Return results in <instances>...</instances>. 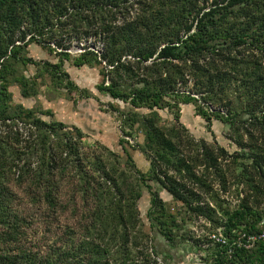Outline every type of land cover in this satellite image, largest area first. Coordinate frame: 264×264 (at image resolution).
Listing matches in <instances>:
<instances>
[{"label": "trees", "instance_id": "trees-1", "mask_svg": "<svg viewBox=\"0 0 264 264\" xmlns=\"http://www.w3.org/2000/svg\"><path fill=\"white\" fill-rule=\"evenodd\" d=\"M34 43L58 57L38 71L81 98L90 94L64 62L100 69L98 90L128 105L110 104L123 133L144 137L135 149L150 159L148 172L136 167L124 139L129 170L112 152L84 151L78 128L14 103L13 85L24 98L37 95L40 73L30 78L19 69L41 64L28 55ZM80 43L84 51L72 56ZM190 104L210 131L214 121L229 127L235 152L190 135L180 121L181 106ZM10 183L47 207L45 220L67 210L66 195L79 215V198L83 237L74 240L69 228L45 253L24 248L28 222L18 216ZM231 185L245 196L219 216L217 192ZM144 190L150 228L169 244H177L182 226L160 190L222 229L227 244L210 241L204 264H264V241L250 250L236 245L264 224V0H0V264H158L138 210Z\"/></svg>", "mask_w": 264, "mask_h": 264}, {"label": "rangeland", "instance_id": "rangeland-1", "mask_svg": "<svg viewBox=\"0 0 264 264\" xmlns=\"http://www.w3.org/2000/svg\"><path fill=\"white\" fill-rule=\"evenodd\" d=\"M82 44H75L69 50L72 56H77L81 52L80 46ZM28 55L34 60L42 61L37 67L33 65L27 67L19 66L20 72L30 78L38 76V73H40L38 70L45 65L44 63L56 64L58 62V57L55 53H49L47 49L37 43L29 46ZM64 70L68 72L71 80L81 90L88 91L90 94L89 98H81L76 91H70L66 87V82L64 85H59L53 80L50 73L43 71L39 75L37 95L31 98H24L18 86L13 85L9 88L14 103L34 109L36 114L47 122H61L69 127L78 128L84 135V151L105 152L104 154L112 152L118 156L117 158L121 161L122 168L129 170L126 168V165L128 166L127 160L120 145V140L124 139L126 141L125 147L129 150L136 167L144 173L148 172L151 166L150 159L145 152L135 149L136 144L144 145V137L140 133L138 135L133 133L135 137H126L123 133L122 119L117 112L110 108V104L118 105L123 111L128 110V105L115 101L98 90V85L101 82L100 69L89 66L79 68L73 66L72 62L65 61ZM139 112L145 114L148 110H139ZM159 114L164 121H169L173 118L167 110H161ZM180 121L195 140H205L209 143L217 141L221 147L230 153L237 150L236 146L228 138L229 127L219 121H214L210 131L207 129L206 121L196 115L194 105L181 106ZM67 180L70 179L68 178ZM10 185L12 192L16 195L15 206L18 216L28 222L24 225L25 233L21 242L24 248L28 247L45 253L55 240L68 232L69 228L75 230L76 236L74 240L77 241L78 238L83 237L84 229L82 224H79V216L84 210L79 198L76 201L79 205V215L74 216L72 213L73 201L70 200L71 195H66L63 197V203H67V210L58 211L57 215H55L58 218L57 221H54V216L51 217L52 219L45 220L44 215L47 207L43 203L37 204L36 200H31L26 186L16 183H10ZM213 188L218 191L217 189L220 187L216 184ZM243 190L242 186L231 185L227 192H217L219 201L212 204L217 209L219 216H222V210L233 211L237 208L240 198L245 196ZM160 196L166 202L168 210L176 216L182 227L178 232V240L175 245L169 244L159 233L151 230L147 216L151 197L149 192L144 190L143 197L138 202V210L144 225L143 229L147 234H150L149 247L152 245L159 253L156 257L158 264H204L205 259L211 255L209 250L211 246V243H209L211 241L210 236L212 234L223 235L222 229H214L212 224L203 217L190 215L181 203L173 200V197L168 192L160 190ZM49 220L54 221L51 233L46 232L47 225L51 222ZM260 227L264 229V224L261 223Z\"/></svg>", "mask_w": 264, "mask_h": 264}, {"label": "built area", "instance_id": "built-area-1", "mask_svg": "<svg viewBox=\"0 0 264 264\" xmlns=\"http://www.w3.org/2000/svg\"><path fill=\"white\" fill-rule=\"evenodd\" d=\"M80 47L82 49V46ZM98 49L101 50V46H99ZM83 51L84 50L82 49L80 53H82ZM210 240L211 242L218 243L221 245L227 244L226 238L221 234H212L210 236ZM262 241H264V229H262L257 233H243L241 238H239V241L236 243V245L238 247H243L245 249L250 250L254 248L258 242H262Z\"/></svg>", "mask_w": 264, "mask_h": 264}]
</instances>
